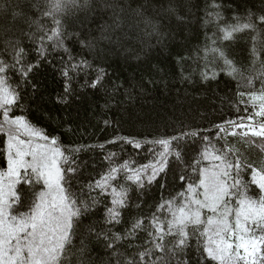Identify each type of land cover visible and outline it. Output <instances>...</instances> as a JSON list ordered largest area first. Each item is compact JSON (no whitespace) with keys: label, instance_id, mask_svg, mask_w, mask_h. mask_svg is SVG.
Wrapping results in <instances>:
<instances>
[{"label":"snow or ice","instance_id":"obj_1","mask_svg":"<svg viewBox=\"0 0 264 264\" xmlns=\"http://www.w3.org/2000/svg\"><path fill=\"white\" fill-rule=\"evenodd\" d=\"M153 3L158 4V14L175 16L182 22L180 0H168L167 6L151 0L132 9L134 27L143 25L146 35H159V21L149 14ZM93 4L94 0H0V134L5 138L0 141V264H94L88 246L92 238L103 239L111 253L102 264H113V258L114 264H170L171 258L183 255L193 240L200 256L197 264H264V6L254 11L246 9L232 23L223 21L216 11L221 5L215 2L207 13L209 22L214 18L217 23V31L211 39L212 47L204 49L205 58L211 54L214 66L226 70L236 81L237 105L243 106L237 111L244 113L215 125L217 143L224 140L221 147L196 129H181L178 135L144 141L117 136L106 143H126L135 149L149 145L152 161L139 166L133 160L117 163L118 154L110 152L105 156L109 167L99 179L74 191L77 154L92 147L103 149L104 145H63L55 129L41 126L42 121L53 120L48 113L33 122L22 103L21 81L29 84L33 71L53 52H61L64 92L57 96V103H70L73 81L81 72L86 76L82 88H105V68L94 67V61L85 57L77 59L68 44L96 51L98 44L119 43L117 33L124 27L122 14L131 4L104 0L100 11L112 12L111 24L105 21L90 31L68 33L64 18ZM99 20L104 16L98 15ZM25 27H35L39 33L38 37L36 32L30 33V38L37 41L33 61L27 59L33 53L21 46L18 38ZM96 31L99 36L94 35ZM238 35H246L250 45L241 61L218 46L220 41L231 42ZM212 61H207L201 72L204 80L216 78L215 72L209 76L208 63ZM89 71L95 72L94 78L87 75ZM122 86L113 85V89ZM198 136L204 142L203 149L187 164L180 142ZM227 137L237 142L232 144ZM253 150L259 155L254 157ZM173 159L182 170L186 166L193 173L179 175L184 182L182 190L167 199L161 197L149 216L132 218L123 233L113 232L112 228L123 221L133 190L142 192L151 186L166 173ZM104 201L108 203L103 204L101 219H92ZM141 231L146 232L147 240L140 251L126 258L119 250L120 242L138 238ZM177 264L191 261L178 260Z\"/></svg>","mask_w":264,"mask_h":264},{"label":"trees","instance_id":"obj_2","mask_svg":"<svg viewBox=\"0 0 264 264\" xmlns=\"http://www.w3.org/2000/svg\"><path fill=\"white\" fill-rule=\"evenodd\" d=\"M150 2L151 0H124L125 5L131 4V8H126L122 14L124 27L117 33L120 37L119 43L98 44L96 51L68 44L77 59L85 57L94 61V67L99 65L105 68L108 74L104 81L106 90L82 88L86 76L81 72L73 81L74 91L70 103L66 106L57 103V96L63 95L64 92L61 52H53L48 57L50 62H42L30 75L29 84H23L21 81L22 103L31 113L33 122H36L40 114L48 113L53 120L42 121L41 126L49 131L55 129V134L61 137L63 145H104L103 149L92 147L77 154L78 172L73 180L74 191L90 180L99 179V174L109 167L105 156L110 152L118 154L117 163L133 160L136 166H139L152 161L153 154L148 151L149 145L135 149L126 143H106L117 136L135 137L144 141L160 136L178 135L181 129L185 132L196 129L200 131L201 136L208 135L217 147H221L224 140L217 143L215 125L222 121L234 120L244 114L237 111L238 107L243 106L237 105L236 81L226 74V70L214 66L215 61H212L211 54L205 58L204 49L212 47L211 39L217 31V23L214 18L213 22H209L207 13L212 11L211 5L215 2L221 5L216 11L221 13L223 21L232 23L233 18L243 15L246 9L254 11L264 6V0H180L183 5L182 11L179 12L183 17L182 22L175 16L158 14L155 11L158 4L153 3L149 14L159 21V35L148 36L142 30L143 25L140 28L133 26L135 18L132 9L138 4L147 5ZM159 2L165 6L168 4V0ZM103 3L104 0H94L90 9L65 17L64 27L67 32L90 31L96 29L98 23L105 21L111 24L112 12L100 11ZM98 15H103L104 20L97 21ZM31 32H36L37 37L39 36L35 27L31 30L25 27L23 33L18 34L21 46L33 53L27 56L28 61L35 59L37 46V41L30 38ZM99 34V31L94 33L95 36ZM218 46L223 47L231 58L241 61L248 55L246 49L250 45L246 35H238L231 42L220 41ZM8 59H11L10 51ZM207 61H212L208 63V71L209 76L212 72L217 74L215 79L204 80L201 76ZM87 75L94 78L95 72L89 71ZM113 85L123 86L114 90ZM105 121L108 123L105 124ZM201 136L181 140L180 150L187 164L192 163L203 149ZM3 139L5 138L0 134V141ZM227 139L232 144L237 142L232 137ZM252 155L258 156V150H253ZM184 172L189 176L193 175L190 168L185 166L182 170L173 159L166 173H161L151 186H146L142 192L134 189L129 207L123 213L122 223L115 225L112 231L123 233L130 227L132 218L149 216L155 210L153 205L159 203L161 197L167 199L181 191L184 182L178 177ZM244 178L248 180L249 176ZM110 198L109 196V200ZM104 203L108 201L99 206L97 215L92 219H101ZM136 205L141 207L137 208ZM147 238L146 232L141 231L138 238L120 242L119 250L125 253L126 258H131L141 250L140 246ZM75 243L79 244V240ZM105 243L103 239L95 238L88 241L94 264H102V261L109 259L111 253L105 249ZM129 244L132 247H128ZM196 247L195 240L191 241L185 253L171 258L170 264H177L178 260L183 259H190L191 264H197L200 256ZM157 255L163 253L157 252Z\"/></svg>","mask_w":264,"mask_h":264}]
</instances>
